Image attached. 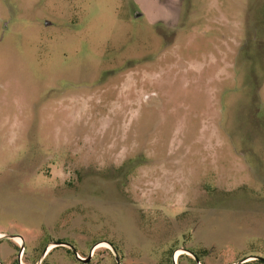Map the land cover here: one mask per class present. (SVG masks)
<instances>
[{"label": "rangeland", "instance_id": "rangeland-1", "mask_svg": "<svg viewBox=\"0 0 264 264\" xmlns=\"http://www.w3.org/2000/svg\"><path fill=\"white\" fill-rule=\"evenodd\" d=\"M69 246L264 259V0H0V264Z\"/></svg>", "mask_w": 264, "mask_h": 264}, {"label": "trees", "instance_id": "trees-1", "mask_svg": "<svg viewBox=\"0 0 264 264\" xmlns=\"http://www.w3.org/2000/svg\"><path fill=\"white\" fill-rule=\"evenodd\" d=\"M112 249H114V247H113V245H111V244H108ZM50 251L51 250H49L48 252H46V254H45V257L50 253ZM193 256H194V258L198 261V264H202V262H201V260H200V258L198 257V255H196V253H194V252H192V251H189ZM70 253V252H69ZM71 254V253H70ZM183 255V254H182ZM182 255H179L178 257H177V259L176 260H178L179 258H182V257H185L184 259H186V261L188 262V263H190V264H195V261L194 260H192L191 258H189L188 256H182ZM260 258V257H259ZM172 259H171V257H169V259H168V263L169 264H172ZM250 263H255V264H264V261H262V260H253V261H249ZM249 262H247V263H249Z\"/></svg>", "mask_w": 264, "mask_h": 264}, {"label": "water", "instance_id": "water-1", "mask_svg": "<svg viewBox=\"0 0 264 264\" xmlns=\"http://www.w3.org/2000/svg\"><path fill=\"white\" fill-rule=\"evenodd\" d=\"M11 237V236H10ZM59 244H61V243H57V244H55V245H59ZM95 245H97V244H95ZM95 245H93V247L95 246ZM109 248H110V250L113 252V249L109 246V245H107ZM47 248V247H46ZM69 249H70V251H71V253L73 254V256L76 258V259H78L79 261H81L82 263H87V261L89 260V257H86V258H84V259H79L77 256H76V253H75V251H74V249L72 248V247H70L69 246ZM182 251H184V252H186L187 254H189L191 257H192V259L195 261V264H198V261L194 258V256L190 253V252H188V251H185V250H182ZM45 252V251H44ZM45 253H42V256L44 255ZM172 258H173V256H172ZM245 259H248V257L247 258H245ZM245 259H243V260H245ZM242 260V261H243ZM254 260H262V261H264V259H262V258H259V257H254ZM115 263L116 264H119L116 260H115Z\"/></svg>", "mask_w": 264, "mask_h": 264}, {"label": "flooded vegetation", "instance_id": "flooded-vegetation-1", "mask_svg": "<svg viewBox=\"0 0 264 264\" xmlns=\"http://www.w3.org/2000/svg\"><path fill=\"white\" fill-rule=\"evenodd\" d=\"M11 237H13V236H11ZM13 240H14L15 244H17L18 246L21 244V240H20L18 237L15 236V238H13ZM15 244H14V245H15ZM17 245H16V246H17ZM48 246H49V245H48ZM48 246H47V248H46V250H45L44 253H46V252L49 250ZM18 249H19V252H20V253H18V254H20V255H18V257H19V256H22V252H23V250H22V246L19 247ZM177 250H179V249H176V250L174 251L173 258H172L173 261H174V255H175V252H176ZM44 255H45V254H44ZM176 259H177V258L175 257V261H176Z\"/></svg>", "mask_w": 264, "mask_h": 264}, {"label": "bare ground", "instance_id": "bare-ground-1", "mask_svg": "<svg viewBox=\"0 0 264 264\" xmlns=\"http://www.w3.org/2000/svg\"><path fill=\"white\" fill-rule=\"evenodd\" d=\"M100 245V244H99ZM104 246V245H103ZM52 246H48V248L50 249ZM105 247H108L106 244H105ZM181 253H183V251L182 250H177L176 252H175V255H174V261H175V257L177 258Z\"/></svg>", "mask_w": 264, "mask_h": 264}]
</instances>
